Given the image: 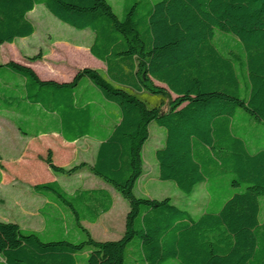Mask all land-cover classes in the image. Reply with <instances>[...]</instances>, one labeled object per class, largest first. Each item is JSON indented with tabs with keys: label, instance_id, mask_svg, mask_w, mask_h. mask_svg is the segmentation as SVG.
I'll return each mask as SVG.
<instances>
[{
	"label": "trees",
	"instance_id": "obj_1",
	"mask_svg": "<svg viewBox=\"0 0 264 264\" xmlns=\"http://www.w3.org/2000/svg\"><path fill=\"white\" fill-rule=\"evenodd\" d=\"M125 1L120 17L109 0H0V44L34 33L27 14L37 5L93 33L89 52L104 69L79 68L69 81L0 63V110L41 120L34 136L97 140L91 165H57L50 149L42 160L53 173L88 166L129 206L122 235L96 240L81 222L110 210L107 189L36 183L83 238L42 239L0 220V264H77L81 254L84 264H264V0ZM151 123L165 129L158 178L185 194L207 186L210 201L197 218L170 197L134 192ZM65 216L45 228L66 227Z\"/></svg>",
	"mask_w": 264,
	"mask_h": 264
},
{
	"label": "rangeland",
	"instance_id": "obj_2",
	"mask_svg": "<svg viewBox=\"0 0 264 264\" xmlns=\"http://www.w3.org/2000/svg\"><path fill=\"white\" fill-rule=\"evenodd\" d=\"M113 10L118 16L123 15L125 0H109ZM29 17L35 25L33 35L26 38H17L14 43L0 44V61H15L29 64L40 77H52L64 80L69 78L73 71L84 66L99 68L101 64L96 63L87 57L88 47L92 42L93 33L89 29H75L54 17L43 5H37L30 13ZM78 46L80 48H78ZM54 47V48H53ZM53 49H57L53 52ZM41 52V59L30 61L28 57ZM47 54V56H46ZM5 117V116H4ZM165 135L164 127L155 123L149 126V137L143 147V176L139 178L134 188L138 196L162 199L170 197L172 202L181 208H185L194 218L201 215L207 208L210 201V195L205 183H200L194 187L191 194L181 192L176 185L169 180L158 178V164L155 158V149L163 144ZM260 141L264 144V135ZM256 141V136L251 137ZM45 142V143H44ZM49 147V148H48ZM47 149L53 151L52 159L57 165L63 166L60 162L65 160V155H61L55 139L47 141L42 138H28L18 132L13 122V118H0V154L4 163L0 165V171L10 173V191H1L0 198V220L11 221L19 225L23 230H34L39 233L42 239L66 238L70 241H78L83 238L77 227H74L67 212L61 213L67 215L68 226L60 228L51 222L47 228L39 215H32L27 210L28 190H31L35 183L49 181V176L55 177L67 190H73L82 184L86 187L98 188L108 186L113 197L112 218L115 223H96L85 222V228L96 240H115L118 239L124 231L125 213L128 211V202L120 193L113 189L103 179L89 173L87 169L81 170L82 175L53 173L48 169L42 158L46 155ZM63 154V153H62ZM79 155H72L65 160L63 167L69 168L78 164ZM20 156L25 161L20 166L14 164L16 173H12L10 165L14 157ZM91 157L90 153L85 155L86 159ZM10 158V164L6 163ZM67 159V158H66ZM6 161V162H5ZM84 162V161H81ZM80 163V162H79ZM87 164V163H86ZM88 167V166H87ZM10 169V171H9ZM90 174V175H89ZM87 175L90 179L84 180ZM55 180V179H54ZM6 188L7 186H3ZM2 188V187H0ZM8 188V187H7ZM230 191H239V188H230ZM7 199V200H6ZM264 207V196L260 198ZM37 202V203H36ZM40 198L35 197L32 202L31 212H35L36 207L40 206ZM49 207L45 211L49 212ZM110 219V218H109ZM108 219V220H109ZM111 220V219H110ZM83 254L79 255L77 264H84ZM174 262V261H172ZM177 264L176 262H174Z\"/></svg>",
	"mask_w": 264,
	"mask_h": 264
},
{
	"label": "crops",
	"instance_id": "obj_3",
	"mask_svg": "<svg viewBox=\"0 0 264 264\" xmlns=\"http://www.w3.org/2000/svg\"><path fill=\"white\" fill-rule=\"evenodd\" d=\"M31 12V11H30ZM30 12H28V14H27V16L29 17V13ZM30 18V17H29ZM31 19V18H30ZM31 21H32V19H31ZM33 22V21H32ZM34 23V22H33ZM35 26V25H34ZM36 30V29H35ZM35 32V31H34ZM34 34V33H33ZM32 34V35H33ZM17 39V38H16ZM15 39V40H16ZM15 40H14V42H15ZM13 42V43H14ZM8 44H10V43H8ZM12 44V43H11ZM91 44V43H90ZM54 48V47H53ZM78 48H80L79 46H78ZM53 52H56L57 51V49H53L52 50ZM46 56H47V54H46ZM87 57L88 58H90L91 59V61H94V62H98L99 60L98 59H96L94 56H92L91 54H90V52H89V47H88V53H87ZM101 64H99L100 65V67L98 68V69H104V64L101 62V61H99ZM0 63H6L5 61H0ZM19 63H22V62H19ZM22 64H24V63H22ZM26 65H28V66H30V67H32L31 66V62H29V64H26ZM84 67H88V66H84ZM33 68V67H32ZM92 68V67H91ZM78 69H76V70H74L73 71V73H72V75L69 77V78H66V79H64V80H60V79H57V78H55L54 76H52V77H40L39 75V77L40 78H42V79H44V80H47V79H51V80H55V81H59V82H63V81H69V80H71V78L73 77V75L75 74V72L77 71ZM36 72V71H35ZM37 73V72H36ZM5 116V117H4ZM6 117H8V119L10 120V117L11 118H13V122H14V124H15V126L17 127V130H18V132L19 133H21L20 132V130L18 129V125L19 126H22L23 127V129L24 130H27V133L28 134H23V133H21L24 137L25 136H27L29 139L30 138H42V139H46L47 141H49V140H51V139H55V141L57 142V147L59 148V152L61 153V155L63 156V155H65V157L67 158H65V160H68L70 157H68V156H72V155H76V154H80L79 155V161L77 162V163H79V162H81V161H84V162H86L87 163V165H91L93 162H94V159H95V154H96V150H97V147H98V141L97 140H95V139H93V138H86V137H83V138H81V139H78V140H76V141H73V142H67V141H65L58 133H55V132H51V133H47V134H39V135H37V136H34L33 134V132L35 131V129H36V126H38V125H40L42 122H41V120H34V119H32V118H30V117H27V116H21V115H18V114H16V113H14V112H10V111H8V110H0V118H2V119H4V118H6ZM45 143V142H44ZM49 148V147H48ZM52 151V150H51ZM52 153H53V151H52ZM63 153V154H62ZM87 153H90V155H91V157L89 158V159H86L85 158V155L87 154ZM2 156H1V154H0V165H2V163H4V159L2 160ZM65 160H63V161H61L60 163L64 166L65 165ZM23 161H25V159H23L22 157H20V156H16V157H14L13 159H12V161H11V165H10V168H11V171H12V173H16V169L14 168L15 166H14V164H17V166H20L19 164H22V162ZM6 162V161H5ZM6 163H8V164H10V158L9 159H7V162ZM76 164V163H75ZM88 167L87 166H85L84 168H82L81 170H83V169H87ZM143 169H144V167H143ZM81 170L80 171H78V172H76V173H80L79 175H82L84 172L82 171L81 172ZM9 171H10V169H9ZM89 173H91L90 172V170H87ZM76 173H74V174H76ZM73 175V174H72ZM90 175V174H89ZM89 175H87V177L84 179V180H88V179H90L91 178V176H89ZM144 175V174H143ZM142 175V176H143ZM51 179L50 180H57L55 177H52V176H49ZM40 183V182H39ZM36 184V183H35ZM34 184V185H35ZM7 186L6 188H4L3 186ZM33 185V186H34ZM63 188H64V190H66L67 192H69V193H71V192H73L76 188H78V187H76V188H74L73 190H67V188H65L62 184H60ZM9 186H10V173H7V172H4V171H0V187H2V188H0V190L2 191H6V190H9L10 191V188H9ZM81 188H93V187H86V186H84L83 184L80 186ZM98 188H105V189H107L109 192H110V194H111V191H110V189L108 188V186H102V187H98ZM0 191V192H1ZM29 192H28V194L29 195H31L29 198H28V203H27V210H28V212H30L32 215H39V216H41V219H42V221H43V223H44V226L46 227V221H48V220H51L52 218H54V217H56V218H61L63 215H61V212H62V210H61V208H59L58 207V205H56V204H54V203H50L49 201H48V199L47 198H45L44 196H42L41 194H39V193H37L36 192V190L32 187V192H31V190H28ZM2 193V192H1ZM111 196H112V194H111ZM35 197H39L40 198V203H41V205L40 206H38V207H36V209H35V212L33 213V212H31L32 210H31V206H32V202H33V199L35 198ZM112 199H113V197H112ZM0 200H3V198H0ZM7 200V199H6ZM37 203V202H36ZM46 207H49V212H51V213H48V212H46L45 211V209H46ZM205 210V209H204ZM112 211H113V204H112V207L110 208V210L109 211H107L106 213H103L100 217H99V219L96 221V222H98V221H102L104 224L105 223H109V222H113V223H115L114 221H115V219H113L111 216H112ZM125 215H126V213H125ZM111 220H110V219ZM65 219H67V216H65ZM109 219V220H108ZM85 222L86 221H82L81 222V224L85 227ZM95 222V223H96ZM66 225V227L68 226V224H65ZM3 262V259H2V257L0 256V263H2Z\"/></svg>",
	"mask_w": 264,
	"mask_h": 264
}]
</instances>
